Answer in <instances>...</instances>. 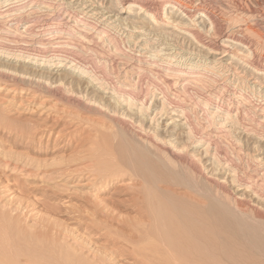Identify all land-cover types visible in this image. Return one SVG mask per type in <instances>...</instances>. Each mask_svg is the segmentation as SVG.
<instances>
[{
    "label": "rangeland",
    "instance_id": "rangeland-1",
    "mask_svg": "<svg viewBox=\"0 0 264 264\" xmlns=\"http://www.w3.org/2000/svg\"><path fill=\"white\" fill-rule=\"evenodd\" d=\"M178 1L192 9L197 21L206 12L215 14L221 26L211 25L205 17V23L191 27L187 40L179 33L177 41L174 38L166 41L170 45L168 53L163 50L154 57L151 52L139 53V49L127 41L129 29L113 18L117 9H111V13L104 11L106 15L100 21L119 25L116 29L109 28L108 33L119 44L121 56L107 55L102 46L98 47L102 54H92L79 43L44 47L40 41L47 43L57 24L52 21L44 24L41 19L38 27L29 29L33 0H14L10 8L0 5V59L11 60L9 64H13V68L17 60L27 62L30 55L38 56L39 63L43 64L45 60L55 65L58 60H74L90 75L93 73L91 76L109 83V89L132 96L139 105L145 104L153 117L160 111L156 105L167 102L166 109L170 113L157 115L156 120H163L158 121L160 124L176 113L173 111L182 108H187L192 125L197 126V121L205 118L202 122L206 126V144L213 149L211 156L220 152L214 154L240 175L241 189L236 193L243 194L249 187L245 185L248 183L246 173L253 177V195L247 194L254 198L245 199L254 207L258 196L264 198V188L262 192L258 189V186L264 187V176L261 177L264 174V0ZM96 2L105 10L109 8L110 0ZM17 12L22 15L19 20L12 17ZM62 28L58 34L68 37V28ZM227 38H232L231 42L225 43ZM235 43L246 46L242 48ZM162 47L159 49H164ZM212 51L216 59L207 56ZM168 54L174 56L166 58ZM126 64L135 66L124 81L122 72ZM113 65L117 68H111ZM7 70L0 69V264H157L153 250L145 246L149 242L144 244L146 239L140 236L141 225L145 222L149 225L150 221L142 216L148 210L147 204L137 202L144 185L136 178L132 181L130 173L111 183L99 179L102 171L113 164L123 150L118 141L117 121L108 115V108L83 99L76 89L46 87L39 79L33 81ZM198 79H210L212 84L199 87ZM194 81L195 84H191ZM105 108L107 110H103ZM188 108H192L191 115ZM227 112L234 120H241L239 128L231 131L234 136L226 133L230 128H225L221 122ZM126 120L129 122L126 131L132 135L134 125L130 118ZM245 138L250 139L249 143ZM239 144L243 149L240 158L235 151ZM207 161L212 163L210 156ZM227 175L221 172L222 181L229 178ZM177 187L173 188L177 196L193 202L198 199L193 192ZM149 236L154 237V234ZM212 239L215 242L210 241L209 245L219 254L223 248L216 237ZM216 263L228 264L229 260L218 259Z\"/></svg>",
    "mask_w": 264,
    "mask_h": 264
},
{
    "label": "bare ground",
    "instance_id": "bare-ground-1",
    "mask_svg": "<svg viewBox=\"0 0 264 264\" xmlns=\"http://www.w3.org/2000/svg\"><path fill=\"white\" fill-rule=\"evenodd\" d=\"M13 1L14 0H0V5L6 4V6L10 8ZM102 1L103 0H101V2ZM33 2L34 4H32L31 12L29 11V16H31L29 29L35 28L41 19L44 24H47L50 21L57 24L56 27H54L55 31H52L50 34L51 37L47 36L50 38L47 43L40 41L41 45L44 47L46 45H49V47H59L60 45L67 43H79L83 50L96 55L102 54L99 52L100 50H98L99 46L103 47V51L107 53V55L109 53V55L112 54L117 56V54L120 53V48L118 47L119 44L117 45L115 40L112 39L108 33L109 28L112 27V29H116L119 27V25H115L117 22L129 29L126 39L128 42L132 43L133 46H136L137 50L139 49V53L144 54L146 52H151L153 56L154 54L159 56V53L163 52V50L167 52V50H169L168 46L170 47L167 42L172 40V38L177 41L179 33L187 40L191 34V27L200 25V22L205 23V17L211 25H215L218 28L221 26L218 19L214 16L215 14L213 15L206 12H203L205 13L204 16H201L198 19L199 21H197V19L193 18L192 9L178 0H110L109 8L106 10L103 9L104 6L98 5L96 0H33ZM101 2H99V4ZM111 9H117V11L115 10L116 14L114 13L113 16V18L116 19V23L114 22L112 25L103 24L100 19L105 17V12L111 13ZM124 15L126 16L123 17ZM12 17H15V20H19L22 15L17 12V14ZM65 26L68 28L66 35L68 37L58 34L60 33L58 30L63 29L62 27ZM231 39L232 38H227L225 43L231 42ZM235 44L237 45V43ZM258 44L260 46L262 45L261 42H258ZM242 45L246 46L245 44ZM162 46H164V49H159V47L161 48ZM238 50L241 51V49ZM213 53L214 52L212 51V53H209L207 56L216 59L217 55L216 53ZM151 54H149V56ZM174 54H168L166 55V58L167 56H174ZM153 56L151 58H153ZM125 57L127 58V56ZM140 57L142 56L140 55ZM28 58L29 60L27 62L17 60L14 63V68L11 66L13 64H9L11 60L0 59V69H9L7 71H12L16 74L18 73L21 75L20 77H29L27 79L33 81L34 79L35 81L39 79L41 84L44 82L46 83V87L47 85H57L63 86V88H67L69 91H74V89H76L79 91L78 94L80 97L83 95V99L96 103L103 108L107 107L108 110L106 108L103 110H107L108 115L111 114V118H115L117 121L115 126L119 132L120 140L118 139V141H120V147H122L124 151L120 150V155L116 153L118 157H115L114 162L111 161L113 164H108L106 169H102L103 174L99 179L101 182L111 183L130 173L129 177L132 181H134L133 178H136L144 185V192H140L137 202L140 204L143 203V205L144 203L147 204L148 210H145L144 213H142V216L150 221L148 220L149 225L147 222H145L147 225H141L143 226V231L140 236L145 237L146 240H144V244L149 242L145 246L151 248V251L153 250L155 254L154 256L158 260L157 264H219L216 263L218 259H224L227 262L229 260L228 264H264V198L258 196V201L254 207L252 203L249 204L248 200L245 199L250 197L247 193L251 192L253 195V177L248 173L245 174L247 177L245 179H248V181L246 180L248 183L245 185L247 187L248 184L249 187L247 188L251 189V191L245 188L243 194L236 193L240 192L238 191L241 187L240 175L235 168L226 165V163L220 160V157L217 154H214L218 151L214 152L211 156V151L213 149L211 150V146L209 147L206 144V126L202 122L205 118L202 120H200V118L199 121H197V126L194 124L192 125L186 111L187 108H179L181 109L180 111H173L176 113H173L174 115L172 114L171 116L169 115L170 117L166 118V122L160 124L158 121L162 119H159L160 117L158 116L159 120H156L157 115L163 114V112L165 113L164 115L170 113L167 112L168 109H166L167 102H160L157 104L158 106L156 105V109H158L157 111H160L155 112V116L153 117L152 114L148 113L145 104L139 105L133 98L131 99L132 96L128 97L126 95H120L122 92L119 93L120 91L118 92L115 89H109V83L106 84L104 80L98 79L96 76V78L91 76L93 73L90 75L89 71L77 64L74 60H58V64L55 65L50 64L47 60H45V64L39 63L38 56L30 55ZM140 62L142 61L140 60ZM174 63L175 62H173V64ZM127 65L128 64H126L125 71L122 72V74L125 75L123 76L124 81L129 77L127 75L132 73L135 66L127 67ZM115 67L116 66L113 65L111 68L114 69ZM53 78L56 79L53 80ZM197 81L198 83L196 85H199V87L202 86L201 84H207L208 86L212 84L210 79H198ZM127 83L129 84V82ZM191 84H195V81ZM185 90L186 89H184V91ZM136 101L138 100L136 99ZM191 109H189L190 115ZM178 111L179 113H177ZM128 112L131 115L128 114ZM112 114H114V116H112ZM126 118H130V120H132V126L134 125L135 131L132 135L131 133L128 135L129 133L126 131V127L129 126V122H127ZM163 118H165V116H163ZM233 118L234 117L230 112H227L224 120L221 121L222 124L225 125V128H227V126L230 128V130L226 132L227 134L231 133L234 128L238 127V123L241 121L238 122V120H234ZM210 123L208 122V124ZM215 125L218 124H214V126ZM224 130L222 129V131ZM235 130H233V132ZM226 133L224 132L223 134ZM220 137L218 136L219 140ZM209 139L211 140V137H209ZM247 140L249 141L250 139L247 138L246 141ZM209 144L211 145V143ZM240 145L241 144H239L235 150L239 158L240 152L243 151ZM118 148L119 147H117V149ZM207 156H210L212 163L208 164ZM221 172L228 174L227 178L228 176L229 178L227 180H225V178L222 181V178L224 177H220ZM246 172H249V170ZM262 176H264V174L261 175V177ZM177 186H182L183 188H186V190L193 192L196 195L195 199H198L193 202L189 198L191 202H188V198L185 200V198L177 196V194H174L173 192V188H178ZM228 188H230V190ZM261 188L263 189L264 187L258 186L259 190ZM252 197L254 198V196ZM252 197H250V200ZM141 212L139 213L141 214ZM150 233H153L155 238L153 236L150 237ZM213 237H216L219 240L220 245L223 248L219 254L214 253L212 250L213 245L212 247L209 245L210 241L212 243L215 242L212 241L214 240L212 239ZM228 249L230 252H228ZM178 251L183 254H179ZM229 253L230 256L228 255Z\"/></svg>",
    "mask_w": 264,
    "mask_h": 264
}]
</instances>
